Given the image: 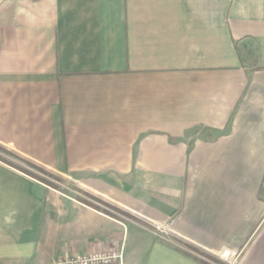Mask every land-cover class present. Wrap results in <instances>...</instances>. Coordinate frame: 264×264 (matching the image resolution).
Masks as SVG:
<instances>
[{
    "label": "crops",
    "instance_id": "1",
    "mask_svg": "<svg viewBox=\"0 0 264 264\" xmlns=\"http://www.w3.org/2000/svg\"><path fill=\"white\" fill-rule=\"evenodd\" d=\"M0 145V264H264V0H0Z\"/></svg>",
    "mask_w": 264,
    "mask_h": 264
},
{
    "label": "built area",
    "instance_id": "2",
    "mask_svg": "<svg viewBox=\"0 0 264 264\" xmlns=\"http://www.w3.org/2000/svg\"><path fill=\"white\" fill-rule=\"evenodd\" d=\"M117 254L106 255V254H95L91 256H71V257H62L56 260L52 264H90L96 262L97 260L104 259L108 260L110 257H116Z\"/></svg>",
    "mask_w": 264,
    "mask_h": 264
},
{
    "label": "trees",
    "instance_id": "3",
    "mask_svg": "<svg viewBox=\"0 0 264 264\" xmlns=\"http://www.w3.org/2000/svg\"><path fill=\"white\" fill-rule=\"evenodd\" d=\"M0 150H6V149L0 145ZM29 164H30L32 167H34L35 169H37V170H38L41 174H43V175H46V176L51 177V178H54V179H56V180H58V181H61V180H62L61 177L54 175L53 173L49 172V171L46 170L45 168L40 167L39 165H37V164H35V163H33V162H30V161H29ZM25 172L28 173V174H30V175H32V176H34V177H36L37 179H40V180L46 182L47 184H50V185L53 186V187H58L57 184L53 183L52 181H50L49 179H47V178L44 177V176H41V175L35 174V173H33V172H31V171H28V170L25 171ZM89 196L95 198V197L92 196V195H89ZM80 199L83 200L84 202H87V203H88V201H85V200L82 199V198H80ZM110 206H111L112 208H115L116 210H119L118 208H116V207H114V206H112V205H110Z\"/></svg>",
    "mask_w": 264,
    "mask_h": 264
},
{
    "label": "rangeland",
    "instance_id": "4",
    "mask_svg": "<svg viewBox=\"0 0 264 264\" xmlns=\"http://www.w3.org/2000/svg\"><path fill=\"white\" fill-rule=\"evenodd\" d=\"M14 158H16V160H18L20 163H22V165H25V167L29 169L28 171H31V172H33V173H35V174H38V175L44 176V175L41 174L37 169H35L34 167H32V166L29 164V161H28L26 158L21 157V156H16V157H14ZM49 178H50V180H56V179L51 178V177H49ZM90 197H91V196H90ZM92 198H93V197H92Z\"/></svg>",
    "mask_w": 264,
    "mask_h": 264
}]
</instances>
